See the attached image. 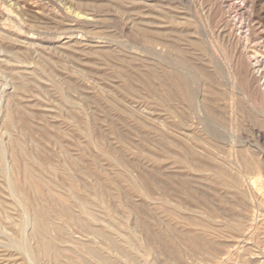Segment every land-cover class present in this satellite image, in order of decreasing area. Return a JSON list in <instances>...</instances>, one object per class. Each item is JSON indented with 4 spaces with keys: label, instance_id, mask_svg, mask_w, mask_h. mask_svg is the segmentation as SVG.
I'll return each mask as SVG.
<instances>
[{
    "label": "rangeland",
    "instance_id": "obj_1",
    "mask_svg": "<svg viewBox=\"0 0 264 264\" xmlns=\"http://www.w3.org/2000/svg\"><path fill=\"white\" fill-rule=\"evenodd\" d=\"M0 144V264H56L35 233L43 207L61 260L82 241L104 252L77 209L23 191L27 163L53 169L58 194L101 190L112 214L91 205L95 226L129 236L114 264H264V0H0ZM205 221L241 231L205 240Z\"/></svg>",
    "mask_w": 264,
    "mask_h": 264
},
{
    "label": "bare ground",
    "instance_id": "obj_2",
    "mask_svg": "<svg viewBox=\"0 0 264 264\" xmlns=\"http://www.w3.org/2000/svg\"><path fill=\"white\" fill-rule=\"evenodd\" d=\"M134 2V1H133ZM227 6V5H226ZM237 6V5H236ZM133 21V20H132ZM244 21V20H243ZM153 22V21H152ZM187 22V21H186ZM140 30V29H139ZM144 30V29H143ZM140 32V31H139ZM146 32H147V30H146ZM150 32V31H149ZM238 33V32H237ZM162 34V33H161ZM249 34V33H248ZM165 36V35H164ZM240 36V35H239ZM165 37H167V36H165ZM145 39V38H144ZM151 41H152V39H150ZM165 40V39H164ZM169 45V44H168ZM181 45V44H180ZM184 45V44H183ZM172 46V45H171ZM230 47V46H229ZM194 48V47H193ZM244 48V47H243ZM183 50V49H182ZM20 52V51H19ZM179 52H181V51H179ZM183 52V51H182ZM84 53V52H83ZM188 53V52H187ZM23 54V53H22ZM93 54V53H92ZM182 54H184V53H182ZM195 54V53H194ZM100 55V54H99ZM98 55V56H99ZM185 55V54H184ZM199 55V54H198ZM247 55V54H246ZM251 55V54H250ZM186 57H187V55H185ZM200 56V55H199ZM239 56V55H238ZM249 56V55H248ZM38 57H40V56H38ZM100 57V56H99ZM192 57H193V55H192ZM195 57V56H194ZM204 57V56H203ZM189 58V57H188ZM195 58H198V57H195ZM235 58V57H234ZM246 58V57H245ZM254 58V57H253ZM238 59V58H237ZM77 60V59H76ZM75 60V61H76ZM108 60V59H107ZM243 60H245V59H243ZM255 60H257V59H255ZM78 61V60H77ZM128 61V60H127ZM48 62V61H47ZM107 62V61H106ZM121 62V61H120ZM244 62H247L246 60L245 61H243V63L242 64H244ZM259 62V61H258ZM257 62V63H258ZM62 63V62H61ZM208 63V62H207ZM260 63V62H259ZM108 64H110V63H108ZM151 64V63H150ZM99 65V64H98ZM183 65H185V63H183ZM154 66H155V64H154ZM260 66V65H259ZM48 67H49V65H48ZM98 67V66H97ZM242 67H244V66H242ZM50 68V67H49ZM119 68H121V67H119ZM152 68V67H151ZM245 68V67H244ZM76 69V68H75ZM129 69V68H128ZM239 69V68H238ZM243 69V68H242ZM241 69V70H242ZM246 69V68H245ZM247 69H249V68H247ZM190 70V69H189ZM126 71V70H125ZM138 72H140V70H137ZM247 71V70H246ZM246 71H245V73H246ZM249 71H250V69H249ZM248 71V72H249ZM244 72V71H243ZM243 72H241V75L240 76H242V73ZM46 73V72H45ZM119 73H120V71H119ZM128 73V72H127ZM32 74V73H31ZM137 74H139V73H137ZM157 74V73H156ZM156 74H155V76H156ZM161 74V73H160ZM165 74V73H164ZM248 74H250V73H248ZM105 75V74H104ZM246 75V74H245ZM118 76H119V74H118ZM134 76V75H133ZM136 76V75H135ZM145 75H143V77H144ZM250 76V75H249ZM148 77V76H147ZM181 77V76H180ZM102 78V77H101ZM248 78V77H247ZM111 79V78H110ZM145 80V79H144ZM178 80V79H177ZM236 80V79H235ZM141 81V80H140ZM179 91L183 94V96L185 97V99H186V101H187V103L189 104V106L191 107V108H194L195 107V105H196V102H195V99H194V97L195 96H193V93H192V91H191V88L188 86V84H187V81L185 80V79H183V78H180L179 80ZM66 82V81H65ZM108 82V81H107ZM120 82V81H119ZM29 83V82H28ZM131 83V82H130ZM172 83V82H171ZM117 84V83H116ZM128 84V83H127ZM134 84V83H133ZM137 84V83H136ZM141 84H143V83H141ZM174 84V83H173ZM220 84V83H219ZM74 86V85H73ZM115 86V85H114ZM137 86V85H136ZM140 86V85H139ZM173 86V85H172ZM176 86V85H175ZM217 86V85H216ZM134 87V86H133ZM132 87V88H133ZM174 87V86H173ZM68 88H69V86H68ZM71 88V87H70ZM154 88H155V86H154ZM60 89V88H59ZM121 89V88H120ZM144 89L148 92V93H150V94H152L153 93V90H152V87H151V85H150V83H148V82H144ZM31 90H32V88H31ZM78 90V89H77ZM58 91V90H57ZM135 91V90H134ZM89 92V91H88ZM139 92H140V90H139ZM143 92V91H142ZM165 92V91H164ZM177 92V91H176ZM224 92V91H223ZM145 93V92H144ZM147 93V94H148ZM162 93H163V91H162ZM209 93V92H208ZM220 93V92H219ZM215 94H218V92L215 90ZM154 95V94H153ZM156 95V94H155ZM161 95V94H160ZM179 95V94H178ZM158 96V95H157ZM156 96V98H158ZM163 97V96H162ZM178 97V96H177ZM135 98V97H134ZM156 98H154V100L156 99ZM163 98H165V97H163ZM217 98V97H216ZM21 99V98H20ZM85 99V98H84ZM108 99V98H107ZM152 99V98H151ZM162 99V98H161ZM38 100V99H37ZM240 101V100H239ZM104 102V101H103ZM107 102V101H106ZM112 102V101H111ZM121 102V101H120ZM146 102V101H145ZM161 102H163V101H160V103ZM115 104V103H114ZM158 104V103H157ZM100 105V104H99ZM111 106V105H110ZM160 107V106H159ZM238 107V106H237ZM173 108V107H172ZM186 108V107H185ZM187 109V108H186ZM54 110V109H53ZM104 111H106V110H104ZM111 111H113V110H111ZM4 112V111H3ZM213 112V111H212ZM128 113V112H127ZM186 113V112H185ZM5 114V113H4ZM15 114V113H14ZM108 114V113H107ZM221 114V113H220ZM16 115V114H15ZM17 116V115H16ZM59 116V115H58ZM73 116V115H72ZM74 117V116H73ZM126 118H127V116H126ZM73 119V118H72ZM129 119V118H128ZM7 120V119H6ZM13 120V119H12ZM8 121L10 122V118L8 119ZM7 121V122H8ZM74 121V120H73ZM127 121V120H126ZM12 122H14V120L12 121ZM75 122V121H74ZM77 122V121H76ZM79 123H80V120H79ZM183 123V122H182ZM10 125H11V122L9 123ZM15 124V123H14ZM81 124V123H80ZM7 125V124H6ZM5 126V125H4ZM23 126V125H22ZM47 126V125H46ZM50 126V125H49ZM74 126V125H73ZM77 126V125H76ZM43 127V126H42ZM81 127V126H80ZM50 128V127H49ZM71 128V127H70ZM79 128V127H78ZM24 129V128H23ZM135 129V128H134ZM9 130V129H8ZM20 130V129H19ZM48 130V129H47ZM64 130V129H63ZM71 130V129H70ZM110 130V129H109ZM3 131V130H2ZM6 131V130H5ZM13 131V130H12ZM26 131V130H25ZM39 131H40V129H39ZM68 132H69V130H67ZM8 132V131H7ZM43 133V132H42ZM50 134H52V133H50ZM62 135V134H61ZM39 136H40V133H39ZM84 136V135H83ZM87 137V136H86ZM40 138V137H39ZM74 138V137H73ZM76 138V137H75ZM91 138V137H90ZM165 138V137H164ZM12 139V138H11ZM67 139V138H66ZM176 139V138H175ZM74 140V139H73ZM36 141V140H35ZM50 141V140H49ZM69 141V140H68ZM159 141V140H158ZM165 141V140H164ZM171 141V140H170ZM41 142H42V140H41ZM71 142H73V141H71ZM76 142V141H75ZM169 142V141H168ZM174 142V141H173ZM2 143V142H1ZM10 143V142H9ZM87 143V142H86ZM176 143V142H175ZM62 144V143H61ZM1 145V144H0ZM24 145V144H23ZM159 145V144H158ZM4 146V145H3ZM20 146H22L20 143H18L17 142V147L19 148ZM74 146H75V144H74ZM6 147H7V145H6ZM15 147V146H14ZM23 147V146H22ZM26 147V146H25ZM27 148V147H26ZM75 148V147H74ZM126 148V147H125ZM149 148V147H148ZM154 148V147H153ZM54 149V148H53ZM151 149V148H150ZM27 150V149H26ZM138 150V149H137ZM161 150V149H160ZM177 150H178V148H177ZM5 151V150H4ZM40 151V150H39ZM134 151H136V150H134ZM179 151H181V150H179ZM49 152V151H48ZM137 152V151H136ZM182 152V151H181ZM193 152V151H192ZM5 153H7L8 154V149H7V151H5ZM4 153V154H5ZM53 153V152H52ZM92 153V152H91ZM135 153V152H134ZM138 153V152H137ZM152 153V152H151ZM177 153V152H176ZM34 154V153H33ZM184 154H185V152H184ZM27 155V154H26ZM176 155V154H175ZM172 156V155H171ZM5 157V156H4ZM175 157V156H174ZM242 157V156H241ZM57 158V157H56ZM39 159V158H38ZM72 159V158H71ZM173 159V158H172ZM176 159V158H175ZM193 159H195V158H193ZM192 159V160H193ZM248 159V158H247ZM15 160V159H14ZM19 160V159H18ZM47 160V159H46ZM73 160V159H72ZM189 160V159H188ZM187 160V161H188ZM31 161H32V158H31ZM38 161V160H37ZM48 161V160H47ZM73 161H75V160H73ZM73 161H72V163H73ZM179 161V160H178ZM181 161V160H180ZM185 161V160H184ZM183 161V162H184ZM191 161V160H190ZM257 161V160H256ZM255 161V162H256ZM33 162V161H32ZM54 162H55V160H54ZM61 162V161H60ZM92 162V161H91ZM244 162H245V160H244ZM255 162H254V164H255ZM35 163V162H34ZM42 163V162H41ZM191 163V162H190ZM189 163V164H190ZM74 164V163H73ZM184 164H185V162H184ZM183 164V165H184ZM246 164V167H247V169L248 170H250V171H256L257 169H258V167H257V165H252V164H249V163H245ZM15 165V164H14ZM43 165V164H42ZM69 165H70V163H69ZM182 165V166H183ZM17 167V166H16ZM180 167V166H179ZM81 168V167H80ZM183 168H185V167H183ZM187 168V167H186ZM193 168V167H192ZM224 168V167H223ZM262 168V167H261ZM90 169V168H89ZM88 169V170H89ZM182 169V168H181ZM226 169V168H225ZM92 170H94V169H92ZM43 171H45L46 173H48L50 176H52V174H53V172H54V170L53 169H49V170H46L45 168H43L41 165H38V164H33V163H27L24 167H23V176H24V185H23V191H33L34 193H36L38 196H41L43 199H44V201L46 202V203H49L50 201H53V200H55V201H57L58 203H59V208L61 207L62 208V211H63V214H65V215H67L68 214V212H70V211H72V209H77L78 211H79V213H80V223H82L81 225L83 226L82 228L83 229H80V230H84L86 233L87 232H94L95 234H97V236H100L99 238H101L102 239V242L101 243H103L102 244V250H104V252L103 251H101L99 248H97V247H95V244L94 243H91L90 242V240H88V241H85V242H77V243H72L74 246H75V248H68L67 250L68 251H70L72 254H73V256L71 257V260L70 261H68V259H65V260H67L68 262H66V261H63V260H61V256L59 255V254H57L56 252H55V249H54V243L56 242V240H54V239H52L49 235H48V231H47V226H46V219H47V217L49 216V214L47 213V211H46V209L43 207V208H38L37 210H36V219H34V220H36V229H35V233L41 238V249H42V251H43V253H45L46 255H52L53 257H55V261H56V264H81L82 262H85V263H87V264H114L115 263V260L117 261V257H119L120 258V256H119V254L118 253H120V252H125V244H127V241H128V239H129V236H127V235H124L123 237H124V239H122V240H119V241H117V240H115L114 238H113V235L109 232V229H108V224H107V222H105L104 224L107 226V227H105V228H98V227H96L95 226V224L97 223L99 226H100V224L98 223V219H100V218H98L97 217V215H96V211L98 210H96L95 208V210H93L90 206L92 205V206H95L96 208H98V207H101L102 208V212H103V215H104V217L107 219V220H110L109 218H111V214H112V212H110V210H109V208H108V204L106 205V204H104L103 206H102V202H104V201H101L100 200V191L98 190V188L97 187H93V189H92V192H89V193H84L83 191H85V186L82 188V190L77 186V185H75V184H73V182H71V184H70V191L69 192H67V193H56V192H54L53 191V189H50V187L49 186H47V184H46V182L47 181H44V179H43V176H42V174H43ZM61 171V170H60ZM83 171V170H82ZM217 171V170H216ZM221 171V170H220ZM224 171V170H223ZM226 171H227V169H226ZM229 171V170H228ZM77 172V171H76ZM21 174V173H20ZM56 174V176H57V173H55ZM82 175H83V173H82ZM91 175V174H90ZM216 175V174H215ZM21 176V175H20ZM56 176H52V178L53 177H55L56 178ZM203 176V175H202ZM212 176H214V175H212ZM218 176V175H217ZM261 176V175H260ZM22 177V176H21ZM105 177V176H104ZM71 178V177H70ZM87 178V177H86ZM92 178H93V176H92ZM211 178V177H210ZM220 178V177H219ZM237 177H235V178H230L229 179V177H228V179L229 180H226V181H224L223 182V184H224V186L225 187H227V188H230V189H236L235 187L237 186V184H238V181L237 180H239L238 178L236 179ZM224 179H226V178H224ZM263 179V178H262ZM52 179H50V181H51ZM78 180V179H77ZM83 180H85V179H83ZM216 181V180H215ZM254 181V180H253ZM256 181V180H255ZM264 181V180H263ZM75 182V181H74ZM129 182V181H128ZM252 182V181H251ZM75 183H77V182H75ZM88 183H89V181H88ZM129 183H131V182H129ZM240 183V182H239ZM23 184V183H22ZM54 184V183H53ZM148 184V183H147ZM220 184V183H219ZM81 185H82V183H81ZM97 185V184H96ZM261 185V184H260ZM259 185V186H260ZM58 186V185H57ZM131 186H133V185H131ZM18 187V186H17ZM82 187V186H81ZM61 188V187H60ZM63 188V187H62ZM122 188V187H121ZM238 188V187H237ZM257 188H259L260 189V187H257ZM263 188V187H262ZM14 190V189H13ZM57 190V189H56ZM131 190H133L132 188H131ZM172 190V189H171ZM184 190V189H183ZM58 191V190H57ZM105 191V190H104ZM212 191V190H211ZM64 192H65V190H64ZM133 192V191H132ZM131 192V193H132ZM164 192V191H163ZM27 194H28V192H26ZM105 193V192H104ZM126 194V193H125ZM102 195V194H101ZM165 195H167V194H165ZM241 195V194H240ZM13 196V195H12ZM27 196V195H26ZM158 196V195H157ZM237 196V195H236ZM104 197V196H103ZM166 197V196H165ZM164 197V198H165ZM234 197V196H233ZM27 198V197H26ZM105 198V197H104ZM167 198V197H166ZM186 198H188L187 197V195H186ZM226 198V197H225ZM21 199V198H20ZM109 199V198H108ZM194 199V198H193ZM105 200V199H104ZM110 200H112V199H110ZM122 200V199H121ZM121 200H119L120 202H122ZM166 200H168V199H166ZM187 200V199H186ZM223 200H224V196H223ZM227 200V199H226ZM100 201H101V203H100ZM106 201V200H105ZM124 201V200H123ZM165 201V200H164ZM229 201V200H228ZM236 201V200H235ZM22 202V201H21ZM166 202V201H165ZM226 202V201H225ZM241 202V201H240ZM40 203V202H39ZM51 203V202H50ZM53 203V202H52ZM162 203V202H161ZM169 203V202H168ZM160 204V203H159ZM207 204V203H206ZM211 204V203H210ZM117 205V204H116ZM177 205H179V204H177ZM224 205V204H223ZM230 205H232V203L230 204ZM13 206V205H12ZM111 206H112V203H111ZM118 206V205H117ZM119 206H120V204H119ZM156 206V205H155ZM154 206V207H155ZM158 206V205H157ZM52 207H53V204H52ZM227 207V206H226ZM225 207V208H226ZM236 207V206H235ZM113 208V207H112ZM176 208V207H175ZM232 208H233V206H232ZM237 208V207H236ZM235 208V209H236ZM115 209V208H114ZM119 209V208H118ZM207 209H209V208H207ZM216 209V208H215ZM4 210H5V208H4ZM7 210V209H6ZM52 210H53V208H52ZM217 210V209H216ZM55 211H56V209H55ZM101 211V210H100ZM99 211V212H100ZM187 211V210H186ZM75 212V211H74ZM98 212V211H97ZM207 212V211H206ZM217 212V211H216ZM223 212H225V211H223ZM101 213V212H100ZM123 213V212H122ZM59 214V213H58ZM57 214V216H59ZM62 214V213H61ZM78 214V213H77ZM210 214V213H209ZM11 215V214H10ZM72 215V214H71ZM121 215V214H120ZM74 216V215H73ZM77 216V215H76ZM102 216V215H101ZM118 217H120L119 215H117ZM128 216H129V214H128ZM164 216V215H163ZM177 216H179V215H177ZM176 216V217H177ZM220 216H221V214H220ZM18 217V216H17ZM54 217V216H53ZM61 217V216H60ZM66 217V216H65ZM124 217V216H123ZM158 217V216H157ZM176 217H175V219H176ZM35 218V217H34ZM52 218V217H51ZM57 218H59V217H57ZM114 218V217H113ZM120 218H122V215H121V217ZM182 218V217H181ZM240 218V217H239ZM60 219V218H59ZM66 219V218H65ZM102 219V218H101ZM116 219V218H115ZM164 219V218H163ZM203 219V218H202ZM229 219V218H228ZM26 220V219H25ZM55 220V219H54ZM63 220V219H62ZM67 220V219H66ZM69 220V219H68ZM71 220V219H70ZM103 220V219H102ZM118 220V219H117ZM126 220V219H125ZM188 220V219H187ZM61 221V220H60ZM114 221V220H113ZM137 221V220H136ZM176 221V220H175ZM229 221V220H228ZM227 221V222H228ZM244 221V220H243ZM15 221H13V223H14ZM100 222H103V221H100ZM114 222H116V223H119V221H114ZM121 222V221H120ZM140 222V221H139ZM180 222V221H179ZM35 223V222H34ZM33 223V224H34ZM49 223V222H48ZM60 223V222H59ZM122 223V222H121ZM186 223H187V221H186ZM202 223V222H201ZM253 223V222H252ZM16 223H14V225H15ZM32 224V225H33ZM61 224V223H60ZM60 224H58V225H60ZM179 224V223H178ZM203 225H200V226H203L202 227V232H205V235L206 236H203L204 237V239L205 240H209V239H211V238H214V239H219V240H223V239H226V238H229L230 236H232V235H234L235 233H237L238 231H241V228H240V224H226V223H224V224H226L225 226V229H226V231H224L223 229L222 230H219V228L217 227H214V224H213V226H211V224H208L206 221H205V223H202ZM13 225V224H12ZM35 225V224H34ZM33 225V226H34ZM52 225V224H51ZM74 225H76L75 223H74ZM78 225H79V223H78ZM101 225H103V224H101ZM119 225V224H118ZM145 225V224H144ZM254 224H252V226H253ZM16 226H18V223H17V225ZM54 226V225H53ZM66 226H68V225H66ZM121 226V225H120ZM15 227V226H14ZM19 227V226H18ZM17 227V228H18ZM114 227V226H113ZM126 226H124V228H125ZM175 227V226H174ZM224 227V226H223ZM254 227V226H253ZM77 228V227H76ZM122 228H123V226H122ZM123 228V229H124ZM173 228V227H172ZM255 228V227H254ZM257 228V227H256ZM15 229V228H14ZM57 229H59L60 230V232H61V234H62V232H63V228L61 227V228H57ZM65 229V228H64ZM67 229V228H66ZM126 229V228H125ZM144 229V228H143ZM192 229V228H191ZM201 229V228H200ZM220 229H221V227H220ZM23 230V229H22ZM79 230V231H80ZM113 230V229H112ZM250 230V229H249ZM252 230H253V228H252ZM67 231V230H66ZM201 231V230H200ZM245 231V230H244ZM68 232V231H67ZM82 232V231H81ZM113 232H114V230H113ZM129 232V231H128ZM248 232H250V231H248ZM51 233V232H50ZM56 233V232H55ZM70 233V232H69ZM83 233V232H82ZM115 233V232H114ZM120 233H122L121 231H120ZM130 233V232H129ZM166 233V232H165ZM243 233V232H242ZM124 234V233H123ZM122 234V235H123ZM69 235V234H68ZM84 235H86V234H84ZM92 235H94V234H92ZM92 235H91V237H92ZM118 235H120V236H122L121 234H119L118 233ZM160 235V234H159ZM162 235V234H161ZM19 236V235H18ZM88 236V235H87ZM90 236V235H89ZM37 237V236H36ZM95 237V236H94ZM85 238V237H84ZM88 238V237H87ZM232 238V237H231ZM249 238H250V236H249ZM63 239V238H62ZM74 239V238H73ZM92 239H93V237H92ZM96 239H97V237H96ZM132 239V238H131ZM188 241H189V243H191V244H193V241H195V238L194 237H191V236H188L187 238H186ZM204 239H202V240H204ZM238 239V238H237ZM241 239V238H240ZM98 240V239H97ZM37 241V240H36ZM60 241V240H59ZM67 241H69V240H67ZM77 241V240H76ZM133 241V240H132ZM217 241V240H216ZM58 242V241H57ZM97 242V241H96ZM129 242V241H128ZM204 242V241H203ZM224 242H225V240H224ZM227 242V241H226ZM132 243V242H131ZM133 243H134V241H133ZM188 243V244H189ZM197 243V242H196ZM57 244V243H56ZM97 244H99L98 242H97ZM199 244V243H198ZM201 244V243H200ZM239 244V243H238ZM37 245V244H36ZM62 245V244H61ZM66 245V244H65ZM70 245V244H69ZM136 245V244H135ZM217 245V244H216ZM221 245V244H220ZM193 246V245H192ZM196 246V245H195ZM194 246V247H195ZM34 247V246H33ZM135 247V246H134ZM134 247H132V248H134ZM142 247V246H141ZM136 248V247H135ZM139 248V247H138ZM198 249H199V247H197ZM208 248V247H207ZM236 248V247H235ZM34 249V248H33ZM59 249V248H58ZM73 249V250H72ZM192 249V248H191ZM194 249H196V247L194 248ZM219 249V248H218ZM57 250V249H56ZM137 250H139V249H137ZM203 250V249H202ZM201 250V251H202ZM133 251H134V249H133ZM141 251V250H140ZM104 254H103V253ZM139 252V251H138ZM227 252V251H226ZM175 253V252H174ZM177 251H176V255H177ZM211 253H213V252H211ZM31 254V253H30ZM44 255V254H43ZM11 256V255H10ZM9 256V257H10ZM30 256V255H29ZM19 257V256H18ZM37 257V256H36ZM144 257V256H143ZM179 257V256H178ZM181 258H182V256H180ZM7 258V257H6ZM42 258V257H41ZM128 258V257H127ZM87 259V260H86ZM123 259V258H122ZM40 260V259H39ZM23 261V260H22ZM49 261H51V260H49ZM54 261V260H53ZM124 261V260H123ZM126 261V260H125ZM128 261H130V260H128ZM138 261V260H137ZM27 262V261H26ZM34 262V261H33ZM37 262H39V261H37ZM43 262V261H42ZM89 262V263H88ZM125 263V262H124ZM22 264V263H21ZM23 264H25V263H23ZM54 264V263H53ZM128 264V263H127Z\"/></svg>",
    "mask_w": 264,
    "mask_h": 264
}]
</instances>
